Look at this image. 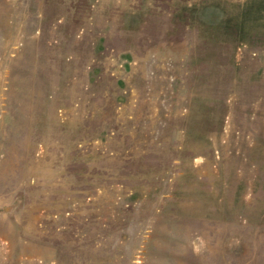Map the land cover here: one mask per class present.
<instances>
[{"label": "rangeland", "instance_id": "obj_1", "mask_svg": "<svg viewBox=\"0 0 264 264\" xmlns=\"http://www.w3.org/2000/svg\"><path fill=\"white\" fill-rule=\"evenodd\" d=\"M0 264H264V0H0Z\"/></svg>", "mask_w": 264, "mask_h": 264}]
</instances>
